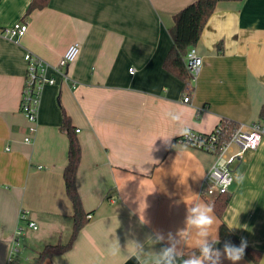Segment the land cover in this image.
Here are the masks:
<instances>
[{
  "label": "crops",
  "instance_id": "crops-1",
  "mask_svg": "<svg viewBox=\"0 0 264 264\" xmlns=\"http://www.w3.org/2000/svg\"><path fill=\"white\" fill-rule=\"evenodd\" d=\"M31 1L0 0V29L29 24L18 39L0 34V264L9 263L19 225L26 228L17 254L26 264L72 232L64 112L81 143L77 186L92 214L73 247L44 264H156L169 234L179 240L177 232L186 228L187 208L210 205L217 195L204 183L215 156L180 142L183 130L208 133L222 117L240 123L261 118L264 0L219 1L196 45L204 65L189 103L183 100L187 82L164 61L174 15L195 0H50L25 17ZM74 42L81 53L69 66L71 78L57 76V84L44 88L38 129L26 143V52L55 63ZM233 167L223 220L263 252L264 264V139ZM23 211L37 229L20 219ZM213 214L211 231L222 251L231 242L219 238L221 219ZM187 231L178 245L183 254L197 248L195 231ZM182 256L175 264H183ZM221 264L232 262L222 257ZM237 264L255 263L244 253Z\"/></svg>",
  "mask_w": 264,
  "mask_h": 264
},
{
  "label": "built area",
  "instance_id": "built-area-1",
  "mask_svg": "<svg viewBox=\"0 0 264 264\" xmlns=\"http://www.w3.org/2000/svg\"><path fill=\"white\" fill-rule=\"evenodd\" d=\"M28 26L27 21H19L12 26L0 29V34L10 39H18L26 33ZM80 53L81 44L79 42L72 43L55 63L49 62L31 51L26 52L27 73L21 99V109L29 122L28 131L24 137L26 143L34 141L38 129L39 108L44 88L47 85L57 84V76L63 80L70 79L69 66L79 57ZM185 64L190 76L188 83L190 90L183 100L189 103L191 101L190 91L193 90L192 83L199 79L204 65V57L198 52L196 46L188 51L185 56ZM135 70V67L130 68L131 73H134ZM233 121V119L222 117L211 132L187 129V135L182 134L178 137L180 142L215 156V162L205 176L204 183L209 184L217 194L230 191L236 175L233 166L235 163L242 162L247 152L257 150L264 139V119L252 123ZM20 219L25 221L30 228H38V224L29 218L27 211L22 212ZM25 228L19 225L15 232L9 261L12 256L18 255L20 236L24 233Z\"/></svg>",
  "mask_w": 264,
  "mask_h": 264
},
{
  "label": "trees",
  "instance_id": "trees-1",
  "mask_svg": "<svg viewBox=\"0 0 264 264\" xmlns=\"http://www.w3.org/2000/svg\"><path fill=\"white\" fill-rule=\"evenodd\" d=\"M221 0H195L174 15V25L170 28V34L173 40L172 48L164 61V67L175 74L180 79L190 82V76L185 64V56L190 48L197 45L203 30L213 15L217 4ZM240 1V0H236ZM50 0H32L27 8L25 17L30 15L36 9H42L49 4ZM264 119V107L261 111V118ZM237 122V121H233ZM61 129L68 135V163L64 169V180L67 195L73 204V227L70 238L66 241H59L55 244H47L31 264H44L48 258L61 255L68 252L74 245L79 232L89 222L91 212L86 211L77 186L78 169L81 162L82 147L73 126L71 117L64 112ZM232 199V193H219L214 199H209V204L214 212L221 219L219 226V238L231 243L241 244V240L231 229V227L223 220V215ZM217 247V245H216ZM199 254L198 248L187 251L182 256L183 259L188 258L192 254ZM244 253L255 263L259 264L263 252L250 246H246ZM9 264H26L19 255L12 256Z\"/></svg>",
  "mask_w": 264,
  "mask_h": 264
},
{
  "label": "clouds",
  "instance_id": "clouds-1",
  "mask_svg": "<svg viewBox=\"0 0 264 264\" xmlns=\"http://www.w3.org/2000/svg\"><path fill=\"white\" fill-rule=\"evenodd\" d=\"M167 115H170L173 121L180 120L179 114L169 112ZM182 134L187 135V129L183 130ZM237 179L242 180L243 177L238 176ZM214 223L215 216L210 205L194 204L188 207L185 217L186 228L177 232L176 236L179 237V240L169 234V246L158 253L156 264H175L176 259L183 255V250L178 245L188 237L189 232L187 230L189 227L195 231L198 237L199 254L194 253L183 259V264H221L222 257L231 261L232 264H237L243 258L247 246L246 240L242 238L238 247L231 243H225L221 251L216 247L219 244L218 235L214 237L211 231Z\"/></svg>",
  "mask_w": 264,
  "mask_h": 264
},
{
  "label": "rangeland",
  "instance_id": "rangeland-1",
  "mask_svg": "<svg viewBox=\"0 0 264 264\" xmlns=\"http://www.w3.org/2000/svg\"><path fill=\"white\" fill-rule=\"evenodd\" d=\"M71 232L70 233H66L63 236V242H66L69 238H70ZM38 252V251H37ZM23 260L25 261V258L23 257ZM26 262V261H25Z\"/></svg>",
  "mask_w": 264,
  "mask_h": 264
}]
</instances>
